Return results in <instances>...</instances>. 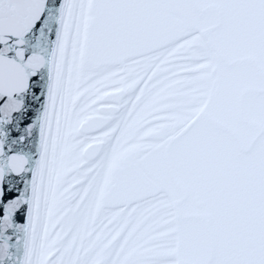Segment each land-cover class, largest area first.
Masks as SVG:
<instances>
[{
    "label": "snow or ice",
    "instance_id": "6c2138e0",
    "mask_svg": "<svg viewBox=\"0 0 264 264\" xmlns=\"http://www.w3.org/2000/svg\"><path fill=\"white\" fill-rule=\"evenodd\" d=\"M0 264H264V0H0Z\"/></svg>",
    "mask_w": 264,
    "mask_h": 264
}]
</instances>
